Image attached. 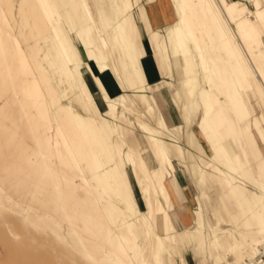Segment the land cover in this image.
<instances>
[{
	"label": "rangeland",
	"instance_id": "374dc122",
	"mask_svg": "<svg viewBox=\"0 0 264 264\" xmlns=\"http://www.w3.org/2000/svg\"><path fill=\"white\" fill-rule=\"evenodd\" d=\"M169 1L152 30L142 0H0V264L239 263L264 236V0Z\"/></svg>",
	"mask_w": 264,
	"mask_h": 264
},
{
	"label": "crops",
	"instance_id": "0c3cea01",
	"mask_svg": "<svg viewBox=\"0 0 264 264\" xmlns=\"http://www.w3.org/2000/svg\"><path fill=\"white\" fill-rule=\"evenodd\" d=\"M142 4H143L146 21L150 29L160 30L175 21V18H176L175 12L169 0H153V1L142 0ZM143 47H144V56L142 57L140 61V68H141L145 82L152 85L156 83L157 79H159L160 72L156 66V63L152 57V52L145 39H143ZM89 64L91 65L94 74H96L102 79L103 83L105 84L106 89L108 90L111 96L115 97L124 92L134 91V89L129 88L126 85L124 88H122L121 85H119V83L117 82L116 76L110 70L105 71L104 73H99L94 64H92L90 61H89ZM118 73H119L120 78L122 79L125 78L124 77L125 72H123L121 68L118 69ZM88 83H89V87L91 88L92 92L96 95V97H98V91L96 90L94 84L92 83V79H90V77L88 79ZM168 188H169L170 197L172 195L176 196L177 198L182 197L181 187L178 193H176L172 189V187H168ZM171 201H172V197H171ZM199 207L201 208L200 205ZM194 224H195V219H192V225L183 227L181 230L185 229L186 233L189 231H192Z\"/></svg>",
	"mask_w": 264,
	"mask_h": 264
},
{
	"label": "bare ground",
	"instance_id": "6f19581e",
	"mask_svg": "<svg viewBox=\"0 0 264 264\" xmlns=\"http://www.w3.org/2000/svg\"><path fill=\"white\" fill-rule=\"evenodd\" d=\"M12 5V4H11ZM12 16V15H11ZM29 26V25H28ZM219 31H224L223 29H221L220 28V30ZM223 41V40H222ZM222 45L224 46V48H226V50H227V52L230 54V58H234L235 60H236V62H238L239 61V57L235 54V52H233V47L231 46V44H230V42L228 41V40H224L223 42H222ZM234 60V61H235ZM239 63V62H238ZM235 64H237V63H235ZM238 65V64H237ZM238 71H239V69H238ZM263 74V73H262ZM261 73H260V75H262ZM262 78L264 79V75H262ZM39 85V84H38ZM38 85L37 84H35V88H37V91L38 92H40V93H42L43 92V88L42 87H38ZM261 95H263V97H264V92L261 90ZM231 96H232V100H233V102H234V95L233 94H231ZM201 99V98H200ZM202 101V100H201ZM58 102V101H57ZM204 104H205V106H206V112H205V115H204V123L201 125V129H202V131H203V133H204V135H205V139H206V141H207V143H209L211 146H212V148H213V152H214V158H218V151L219 150H222V146H219V142H220V140L222 139V134H220L219 132H218V128H219V124H217V123H219V122H215L217 125H215V128L214 127H212L211 125H210V123H209V121H210V119H209V117H211L212 115H214L213 114V107H214V105H216L217 104V101L216 100H213L209 95H207V97H206V99L204 100ZM236 104V103H235ZM233 107H234V104H233ZM235 107H236V105H235ZM57 111V114H60V115H62V117H66L67 116V114H66V111L64 110V106L62 105V106H59L58 107V109H56ZM238 110V109H237ZM218 113H219V111H218ZM217 114V113H216ZM216 116V115H215ZM219 116V115H218ZM220 116H221V114H220ZM215 118V117H214ZM213 118V119H214ZM218 118V117H217ZM214 121V120H213ZM212 123H214V122H212ZM221 127V126H220ZM232 128V127H231ZM84 143V142H83ZM223 151V150H222ZM161 154H163V156L165 157V159H167L168 160V157H166L165 156V154L163 153V152H160ZM160 155V154H159ZM216 160V159H215ZM261 240V239H260ZM260 240L259 241H257L254 245H253V247H252V251H251V253H250V255L247 257V258H245V259H243L242 261H240L239 263H237V262H231V263H228V264H242L243 263V261H245L246 259H251V257H252V255H253V251H254V248L259 244V242H260Z\"/></svg>",
	"mask_w": 264,
	"mask_h": 264
},
{
	"label": "built area",
	"instance_id": "2783aa9c",
	"mask_svg": "<svg viewBox=\"0 0 264 264\" xmlns=\"http://www.w3.org/2000/svg\"><path fill=\"white\" fill-rule=\"evenodd\" d=\"M242 264H264V236L254 248L251 259H246Z\"/></svg>",
	"mask_w": 264,
	"mask_h": 264
}]
</instances>
